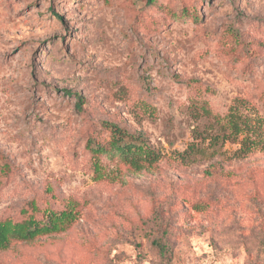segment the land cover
<instances>
[{"label": "rangeland", "instance_id": "obj_1", "mask_svg": "<svg viewBox=\"0 0 264 264\" xmlns=\"http://www.w3.org/2000/svg\"><path fill=\"white\" fill-rule=\"evenodd\" d=\"M236 97L263 108L264 0H0V151L14 168L0 218L33 197L89 201L0 264H264V151L170 157L203 124L196 105L224 114ZM105 123L168 158L134 173L104 155L95 171L86 142Z\"/></svg>", "mask_w": 264, "mask_h": 264}, {"label": "trees", "instance_id": "obj_2", "mask_svg": "<svg viewBox=\"0 0 264 264\" xmlns=\"http://www.w3.org/2000/svg\"><path fill=\"white\" fill-rule=\"evenodd\" d=\"M81 99V97H79ZM259 110L253 101L246 97H236L224 114H215L206 103L198 106L197 124L192 129V139L182 150L171 152L173 161L189 165L201 160H210L216 156L228 159L245 158L257 151H264V101ZM196 115V116H197ZM108 136L99 139L90 136L86 146L89 149L95 171L99 172L102 156L116 160L134 173L156 171L166 157L155 147L148 137L140 131H129L114 123H105ZM229 142L236 147L232 151L224 149ZM222 169L219 161H213L206 169L207 175H213ZM14 168L9 159L0 151V185L4 183ZM48 189V193L53 190ZM45 197V196H44ZM43 198L45 204L38 205L37 197L31 198L20 207L18 213L0 218V253L7 251L17 242H33L42 236L58 234L69 229L88 208L85 198L53 196ZM194 208L198 207L193 204ZM162 254L166 246L158 243Z\"/></svg>", "mask_w": 264, "mask_h": 264}]
</instances>
